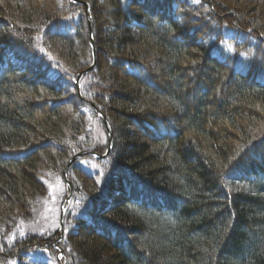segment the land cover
<instances>
[{"label":"trees","instance_id":"1","mask_svg":"<svg viewBox=\"0 0 264 264\" xmlns=\"http://www.w3.org/2000/svg\"><path fill=\"white\" fill-rule=\"evenodd\" d=\"M78 1L112 145L59 241L20 225L107 152L84 8L0 0V264H264V0Z\"/></svg>","mask_w":264,"mask_h":264},{"label":"water","instance_id":"2","mask_svg":"<svg viewBox=\"0 0 264 264\" xmlns=\"http://www.w3.org/2000/svg\"><path fill=\"white\" fill-rule=\"evenodd\" d=\"M72 2L81 5L84 8V14L86 17V21L88 24V42H89V46L92 52V62L91 64L84 70L80 71L75 78L74 81V85L76 87V92L78 97L80 98L81 102L85 105L90 106L96 113H98L99 118L101 119L102 125L106 131V135H107V152L105 155L101 156L98 155L94 152H80L76 155H74L66 164L62 176L63 179L65 181V183L67 184V186L69 187V194L67 196V198L62 202V206L60 207V213H59V221H58V231L60 234L59 237V241L63 239L64 233H63V228H64V219L66 216V212H67V205L70 203L72 196H73V189H72V185L70 184V182L67 179V172L69 167L75 163L76 161H78L81 157L83 156H91V157H95V158H104L111 149V145H112V133H111V128L110 125L107 121V118L100 113V111L98 110V108L96 107V105L92 102H89L85 99H82V95H81V89H80V80L81 78L86 75L87 73H89L90 71H92L96 65V61H97V57H96V50H95V44H94V40H93V25H92V18H91V10H90V5L88 3L82 2V1H78V0H71ZM58 241L54 242L53 247L54 248H58L57 247V243ZM59 255L62 257L63 256V252L62 250H59ZM58 259V263L62 264V262H60L59 257Z\"/></svg>","mask_w":264,"mask_h":264},{"label":"rangeland","instance_id":"3","mask_svg":"<svg viewBox=\"0 0 264 264\" xmlns=\"http://www.w3.org/2000/svg\"><path fill=\"white\" fill-rule=\"evenodd\" d=\"M87 27H88V24H87ZM93 40H94V38H93ZM94 44H95V42H94ZM95 50H96V57H97L96 45H95ZM96 63H97V61H96ZM82 99H84V98L82 97ZM100 113H102V112H100ZM106 139H107V135H106ZM62 190H63V185H62L61 181H59L58 183H56L55 188L51 189V192H49L50 193L49 194L50 198L46 202L44 208L41 211H39L37 214L34 215V218L32 219V221L30 223H21V225H20V230H21L20 231V235H26L28 233H36V234H38L40 236L49 235L51 233V231L54 230L55 226L57 227V224H58V221H59L58 217H59V213H60V207L62 206V203H60V200H59L60 199L59 195L62 193ZM54 249H57V248H54ZM58 257L60 259V262H62L61 261L62 257L59 255V251H58L57 258Z\"/></svg>","mask_w":264,"mask_h":264},{"label":"snow or ice","instance_id":"4","mask_svg":"<svg viewBox=\"0 0 264 264\" xmlns=\"http://www.w3.org/2000/svg\"><path fill=\"white\" fill-rule=\"evenodd\" d=\"M98 183L100 182V181H97Z\"/></svg>","mask_w":264,"mask_h":264}]
</instances>
